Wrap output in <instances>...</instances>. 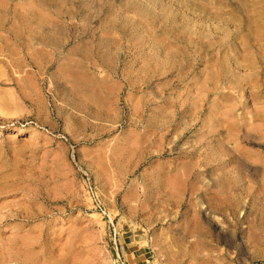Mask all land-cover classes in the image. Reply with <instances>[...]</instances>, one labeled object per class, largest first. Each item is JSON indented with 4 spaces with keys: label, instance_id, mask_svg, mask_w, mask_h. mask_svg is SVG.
I'll return each instance as SVG.
<instances>
[{
    "label": "rangeland",
    "instance_id": "obj_1",
    "mask_svg": "<svg viewBox=\"0 0 264 264\" xmlns=\"http://www.w3.org/2000/svg\"><path fill=\"white\" fill-rule=\"evenodd\" d=\"M0 110V264H264V0H0Z\"/></svg>",
    "mask_w": 264,
    "mask_h": 264
},
{
    "label": "built area",
    "instance_id": "obj_2",
    "mask_svg": "<svg viewBox=\"0 0 264 264\" xmlns=\"http://www.w3.org/2000/svg\"><path fill=\"white\" fill-rule=\"evenodd\" d=\"M92 197H93V201L95 203V207L98 208L100 210V212H102V214H105V210L101 207L95 193L92 191Z\"/></svg>",
    "mask_w": 264,
    "mask_h": 264
},
{
    "label": "bare ground",
    "instance_id": "obj_3",
    "mask_svg": "<svg viewBox=\"0 0 264 264\" xmlns=\"http://www.w3.org/2000/svg\"><path fill=\"white\" fill-rule=\"evenodd\" d=\"M5 113H6V112H2V111L0 110V115H6ZM12 116H13V115H12ZM12 116H11V117H12ZM234 142H235V141H234ZM235 143H236V142H235ZM212 171H213V170H212Z\"/></svg>",
    "mask_w": 264,
    "mask_h": 264
}]
</instances>
